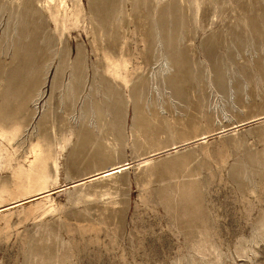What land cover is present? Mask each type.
Returning <instances> with one entry per match:
<instances>
[{
  "label": "rangeland",
  "instance_id": "rangeland-1",
  "mask_svg": "<svg viewBox=\"0 0 264 264\" xmlns=\"http://www.w3.org/2000/svg\"><path fill=\"white\" fill-rule=\"evenodd\" d=\"M55 1L0 0V206L59 188L0 264H264V0Z\"/></svg>",
  "mask_w": 264,
  "mask_h": 264
},
{
  "label": "bare ground",
  "instance_id": "bare-ground-1",
  "mask_svg": "<svg viewBox=\"0 0 264 264\" xmlns=\"http://www.w3.org/2000/svg\"><path fill=\"white\" fill-rule=\"evenodd\" d=\"M52 1H54V0H47V2H52ZM57 1V0H56ZM55 1V2H56ZM64 3V0H60V5L59 6H62V4ZM74 3V2H73ZM48 4V3H47ZM57 4V3H56ZM42 5V4H41ZM51 4H49V6H50ZM66 5V4H65ZM75 5H77V4H75ZM45 6V5H44ZM71 6H73V5H71ZM80 6V5H79ZM56 7V6H55ZM75 6H73V8H74ZM51 8V7H50ZM57 8V7H56ZM59 8V7H58ZM48 9V8H47ZM59 9H61V8H59ZM76 9V8H75ZM80 9V8H79ZM51 10V9H50ZM66 10V9H65ZM48 11V10H47ZM54 11V10H53ZM67 11V10H66ZM65 11V12H66ZM76 12H77V10H75ZM61 12V11H60ZM59 12V13H60ZM73 12V11H72ZM72 12L70 11V13L72 14ZM57 12H55V14H56ZM53 13H51V16H53L52 15ZM68 13H66L65 15H67ZM74 14H76L77 15V13H74ZM61 15V14H60ZM68 15H70V14H68ZM72 16V15H71ZM78 16V15H77ZM76 16V17H77ZM75 17V16H74ZM64 18V17H63ZM67 18H69V16H67ZM52 19V18H51ZM75 19V18H74ZM79 20V19H78ZM76 21H77V18H76ZM56 24V23H55ZM54 24V26H56ZM76 24V23H75ZM61 27V26H60ZM65 28V27H64ZM63 28V29H64ZM55 30H56V28H55ZM65 30V29H64ZM64 30H62V31H64ZM59 31V30H58ZM57 30H56V32H58ZM67 31V30H66ZM61 33V32H60ZM63 34H64V32H63ZM63 34H61V36L63 35ZM60 35V34H59ZM60 36V37H61ZM124 62V61H123ZM113 64L115 63V62H112ZM118 63V62H117ZM117 63H115V66H116V64ZM112 64V65H113ZM123 65V64H122ZM118 66V65H117ZM111 67V66H110ZM120 67V66H119ZM118 67V68H119ZM112 68V67H111ZM111 68H109V69H111ZM117 68V69H118ZM119 69H121V68H119ZM115 73V72H114ZM113 73V74H114ZM112 74V73H111ZM117 74V73H116ZM114 76V75H113ZM118 76V75H117ZM114 78H116V77H114ZM118 78V77H117ZM8 122V121H7ZM19 122H21V121H19ZM2 124V123H1ZM1 126V125H0ZM21 127V126H20ZM3 128V127H2ZM5 128V127H4ZM22 128V127H21ZM20 129V128H19ZM16 132H17V130L15 129V128H10L8 131H5V130H2V129H0V137L2 138V139H5V140H7V142L8 141H10L13 137H14V135L16 134ZM50 133V132H49ZM47 134V133H46ZM17 135H19V134H17ZM44 135V134H43ZM44 137V136H43ZM42 137V138H43ZM71 137V136H70ZM49 138V137H48ZM48 138H46L47 139V141H49V139ZM44 139V138H43ZM52 139V138H51ZM16 140V139H15ZM38 140V139H37ZM71 140V139H70ZM69 140V141H70ZM43 141V140H42ZM51 141V140H50ZM49 141V143H51ZM6 142V141H5ZM6 142V143H7ZM11 142V141H10ZM9 142V143H10ZM38 142V141H37ZM41 142V141H40ZM39 142V143H40ZM9 143H7L8 145H9ZM38 143V144H39ZM35 144H36V142H35ZM41 144H42V142H41ZM66 144H68V142L66 143V141H59V143H58V148H59V150H61V151H63L64 150V148H65V146H66ZM37 145V144H36ZM49 145V144H48ZM52 145V144H51ZM54 146V145H53ZM36 147V146H35ZM34 147V148H35ZM41 147V146H40ZM11 148V147H10ZM32 148V147H31ZM38 148V147H37ZM42 148H44V146H42ZM50 148V147H49ZM14 149V148H13ZM13 149L11 150V151H13ZM24 149V148H23ZM37 149H34L33 150V152H35ZM38 150H39V148H38ZM52 150H54L53 148H52ZM47 151H48V149H47ZM13 152H15V151H13ZM37 153V152H36ZM50 153V152H49ZM2 154V153H1ZM9 154H11V153H9ZM48 154V153H47ZM49 155V154H48ZM43 156V155H42ZM51 156V155H50ZM54 156V155H53ZM7 157V156H6ZM12 157V156H11ZM30 157V156H29ZM52 157V156H51ZM34 158V157H33ZM6 159V158H5ZM54 159V158H53ZM32 160V159H31ZM52 160V159H51ZM22 161V160H21ZM43 161V160H42ZM145 161V160H144ZM143 161V162H144ZM25 162V161H24ZM27 162V161H26ZM30 161H28V163H29ZM142 162V163H143ZM148 162V161H147ZM31 163V162H30ZM51 163V162H50ZM41 164V163H40ZM118 164V163H117ZM3 165V164H2ZM19 165V164H18ZM51 165V164H50ZM127 165V164H126ZM22 166V165H21ZM52 166V165H51ZM16 167H17V165H16ZM23 167V166H22ZM28 167V166H27ZM26 167V168H27ZM37 167V166H36ZM42 167H44V166H42ZM54 167V166H53ZM119 167H121V166H119ZM118 166H116V167H114V168H112V169H110V170H106V171H104V172H102V174H98V175H100L101 177L103 176H112L115 172H117L120 168H119ZM103 168V167H102ZM16 169V168H15ZM29 169V168H28ZM53 169V168H52ZM13 170H14V168H13ZM13 170H12V173H13ZM20 170H22L21 168H20ZM25 170H26V172L28 173V171H27V169H24L22 172L24 173L25 172ZM16 172H18V174H20L21 173V171H20V173H19V171H16ZM33 172H36V171H34L33 170ZM31 173V172H30ZM38 173V172H37ZM40 173V172H39ZM38 173V174H39ZM14 174V173H13ZM17 174V173H16ZM52 174V173H51ZM42 175V174H41ZM18 176V178H19V175H17ZM25 176V175H24ZM13 177V176H12ZM14 177H16L15 176V174H14ZM13 177V178H14ZM21 177V176H20ZM94 177H96V175L94 176ZM26 178V177H25ZM32 178H33V176H32ZM47 178V177H46ZM22 179V178H21ZM20 179V180H21ZM34 179V178H33ZM86 179H88V178H86ZM14 180V179H13ZM17 180H19V179H17ZM12 181V180H11ZM53 181H54V179H53ZM82 181V180H81ZM23 182V181H22ZM12 183V182H11ZM17 183H19V182H17ZM26 183V182H25ZM42 183V182H41ZM1 184V183H0ZM4 184H6L7 185V182L5 181V183ZM14 184V183H13ZM12 184V185H13ZM29 184V183H28ZM33 184V183H32ZM49 184V183H48ZM19 185H20V183H19ZM4 186V185H3ZM8 186V185H7ZM6 186V187H7ZM24 187V186H23ZM51 187V186H50ZM14 188H16V187H14ZM7 189H8V187H7ZM7 189H5L6 191H7ZM25 189H26V186H25ZM46 189V188H45ZM57 189H59L58 188V186L55 184L54 186H53V188H51V189H49V190H43V191H39L38 193H36L34 196H32V197H28L29 199H27V200H17V201H14V202H12V203H10V204H7V205H5V206H0V208L1 209H3V208H7V207H10V206H12V205H16V204H21V203H23V202H25V201H31V200H35V199H38V198H41V197H45L46 198V196H48V195H50V193L52 192V191H57ZM17 190H19V186H18V188H17ZM21 190V189H20ZM31 190H32V188H31ZM37 190V189H36ZM11 191V190H10ZM23 191V190H22ZM26 191V190H25ZM9 192V191H8ZM19 192V191H18ZM29 192V191H28ZM36 192V191H35ZM34 192V193H35ZM2 193V192H1ZM5 193V192H4ZM7 193V192H6ZM5 193V194H6ZM9 193H11V192H9ZM24 193V192H23ZM26 193V192H25ZM20 194V193H19ZM30 194H31V192H30ZM29 194V195H30ZM2 195H3V193H2ZM18 195V194H17ZM27 195V194H26ZM9 196V195H8ZM24 196V195H23ZM22 197V194L20 195V198ZM3 199V198H2ZM46 200H47V198L45 199V202H46ZM45 202H43V204L45 203ZM52 202V201H51ZM37 203H39V202H37ZM47 203V202H46ZM39 204H41V201H40V203ZM38 204V205H39ZM53 204V203H52ZM45 205V204H44ZM44 205H42V206H44ZM49 205V204H48ZM51 205V204H50ZM36 206V205H35ZM47 206V205H46ZM54 206H56V205H54ZM53 206V207H54ZM45 207V206H44ZM43 207V208H44ZM52 207V206H51ZM41 208V207H40ZM45 208H47V207H45ZM45 208H44V210H45ZM49 208V207H48ZM38 209H39V207H38ZM55 209V208H54ZM47 210V209H46ZM45 210V211H46ZM51 212V211H50ZM43 213H44V211H43ZM52 213V212H51Z\"/></svg>",
  "mask_w": 264,
  "mask_h": 264
},
{
  "label": "water",
  "instance_id": "water-1",
  "mask_svg": "<svg viewBox=\"0 0 264 264\" xmlns=\"http://www.w3.org/2000/svg\"><path fill=\"white\" fill-rule=\"evenodd\" d=\"M65 187V186H64Z\"/></svg>",
  "mask_w": 264,
  "mask_h": 264
}]
</instances>
